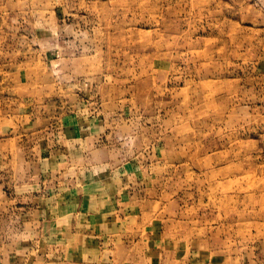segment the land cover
Here are the masks:
<instances>
[{"label": "rangeland", "instance_id": "1", "mask_svg": "<svg viewBox=\"0 0 264 264\" xmlns=\"http://www.w3.org/2000/svg\"><path fill=\"white\" fill-rule=\"evenodd\" d=\"M0 264H264V0H0Z\"/></svg>", "mask_w": 264, "mask_h": 264}, {"label": "bare ground", "instance_id": "2", "mask_svg": "<svg viewBox=\"0 0 264 264\" xmlns=\"http://www.w3.org/2000/svg\"><path fill=\"white\" fill-rule=\"evenodd\" d=\"M250 175H251V174H250ZM251 178H252V177H251ZM214 187H215V186H214ZM247 197H248V196H247ZM251 199H252V198H251ZM251 199H250V200H251ZM253 200H254V199H253Z\"/></svg>", "mask_w": 264, "mask_h": 264}]
</instances>
